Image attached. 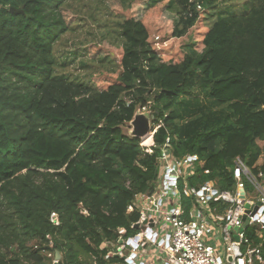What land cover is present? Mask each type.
Masks as SVG:
<instances>
[{"label":"trees","instance_id":"obj_1","mask_svg":"<svg viewBox=\"0 0 264 264\" xmlns=\"http://www.w3.org/2000/svg\"><path fill=\"white\" fill-rule=\"evenodd\" d=\"M65 1L0 0V264H54L57 253L58 264L128 263L117 247L140 233L129 207L155 192L168 138L176 157L198 155L192 184L223 190L237 157L253 165L263 151L264 0L219 14L179 60H163L143 12L119 20L120 71L105 88L56 73ZM142 1L165 2L182 38L204 6L231 0ZM143 107L148 150L125 129Z\"/></svg>","mask_w":264,"mask_h":264},{"label":"built area","instance_id":"obj_2","mask_svg":"<svg viewBox=\"0 0 264 264\" xmlns=\"http://www.w3.org/2000/svg\"><path fill=\"white\" fill-rule=\"evenodd\" d=\"M152 144L141 142L146 150ZM261 147L263 151L253 165L241 157L235 159L234 186L223 190L213 180L192 184L198 155L176 157L168 138L158 157L160 175L155 192L138 195L129 207L138 209L136 224L144 229L121 243L118 254L129 264H140L136 261L139 248L157 241L156 225L162 220L168 226L161 243L165 264H264V145ZM184 198L191 201L189 209ZM51 221L59 225L57 213L51 214ZM151 223L155 224L153 229ZM125 232L119 230L120 234ZM128 246L132 251L125 255ZM58 262L57 257L53 259L54 264Z\"/></svg>","mask_w":264,"mask_h":264},{"label":"rangeland","instance_id":"obj_3","mask_svg":"<svg viewBox=\"0 0 264 264\" xmlns=\"http://www.w3.org/2000/svg\"><path fill=\"white\" fill-rule=\"evenodd\" d=\"M244 0H231L219 6H204L201 18L186 36H172L174 17L168 14L165 2L146 7L142 0H66L62 12L71 28L60 38L55 46L56 73L66 75L72 80L84 81L105 88L114 82L119 74V59L122 54L123 41L117 34L119 20L133 14H144V21L149 30V40L159 51L163 60H179L183 57L187 44L199 41L212 21L219 14L230 11L243 12ZM148 112V111H144ZM130 133L131 123L126 126ZM149 136L142 138L143 143ZM146 144V143H145ZM264 145V141L261 142ZM149 145V144H148ZM219 187V186H218ZM168 226L159 225L161 233ZM149 243L139 248L137 262L165 264L158 255L166 257L161 241ZM132 251L131 246L124 250L125 255ZM129 264V263H124Z\"/></svg>","mask_w":264,"mask_h":264},{"label":"water","instance_id":"obj_4","mask_svg":"<svg viewBox=\"0 0 264 264\" xmlns=\"http://www.w3.org/2000/svg\"><path fill=\"white\" fill-rule=\"evenodd\" d=\"M11 12L13 13H21L23 12L22 9H15L13 7L10 8ZM131 131L130 135L144 138L147 136H151L152 134V116L150 115L149 112H142L140 110L137 111L135 114L133 120L131 121ZM150 226L152 229L155 227L154 223H151ZM136 227L139 228L140 225L136 224ZM142 229H144V226H141ZM157 233V232H156ZM155 233V236H156ZM148 237H151V232L148 234ZM60 254L57 253V258L60 259ZM230 259H232L230 257ZM140 264H145L144 262H141Z\"/></svg>","mask_w":264,"mask_h":264},{"label":"crops","instance_id":"obj_5","mask_svg":"<svg viewBox=\"0 0 264 264\" xmlns=\"http://www.w3.org/2000/svg\"><path fill=\"white\" fill-rule=\"evenodd\" d=\"M162 222H163V221L160 220L159 223L156 225V230H155V231L158 233V238H157V242H158V243H156L157 245L159 244V241H161V243H162L163 238L166 237V236H165V235H166V232H168V231H167V228L165 227V229L163 230L162 234H160V233H161V230L159 231V228H158V227H159V225H161ZM139 228H140V227H139ZM140 229H142V228H140ZM159 253H160V254L158 255L159 260L162 261V262L164 263V257H165V256H163V257L161 256V253H162L161 251H160ZM147 264H149V263H147Z\"/></svg>","mask_w":264,"mask_h":264},{"label":"bare ground","instance_id":"obj_6","mask_svg":"<svg viewBox=\"0 0 264 264\" xmlns=\"http://www.w3.org/2000/svg\"><path fill=\"white\" fill-rule=\"evenodd\" d=\"M152 141H153L152 137L149 136V137L147 138V140H145V143H146V144H151Z\"/></svg>","mask_w":264,"mask_h":264}]
</instances>
